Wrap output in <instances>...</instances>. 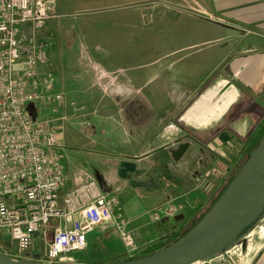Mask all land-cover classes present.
I'll return each mask as SVG.
<instances>
[{"label": "crops", "instance_id": "obj_1", "mask_svg": "<svg viewBox=\"0 0 264 264\" xmlns=\"http://www.w3.org/2000/svg\"><path fill=\"white\" fill-rule=\"evenodd\" d=\"M164 1L182 7L179 0ZM192 2L200 9L202 17L198 19L192 15L195 21L207 22L206 17L211 18L215 21L212 24L215 32H219L222 39L231 38L233 42L221 62L237 49L245 55L232 57L216 75L207 73L193 80L191 72L189 78L186 72L180 73L178 76L183 80L177 94L181 95L180 99L172 100L174 95L166 87L139 100L137 79L109 76L95 58L88 61L87 76L79 78L77 83L56 79L57 88L65 93L66 103L82 104L89 113V116L71 119L66 125L65 148L61 151L68 177L66 189L89 179L95 180L103 193L119 200V211L129 221V229L138 242V236L149 231L145 218L151 216L152 219L159 207L162 210L171 205L180 207L176 214L166 219L177 217L172 234L183 231L178 226L184 221L189 225L204 210L211 196L208 190L193 187V181L202 176L200 170L211 163L223 169L226 175L231 173L261 125L256 124L252 134L248 133L252 126L247 133L245 126L236 132L231 127L240 126L241 121L231 110L242 101L248 106L255 102L264 104V0H184L182 9L191 10ZM57 10H63L59 2ZM106 32L107 29L104 39ZM243 32L247 34L246 39L235 43V38ZM100 41L87 42L86 48H100L103 44ZM246 61L248 64L244 65ZM237 71H240L239 78L233 74ZM211 76L214 77L211 79ZM227 83H232L231 87L220 93ZM199 92L191 101V96ZM133 102L135 111L125 121L127 127L122 128L117 118H106L105 113H123L126 105L133 106ZM139 105H142L141 112ZM136 113L139 118L134 116ZM182 144H187L188 148L176 154ZM69 146H73L70 152L67 151ZM68 153H84L91 167L80 166L75 161L77 157ZM129 158L137 159L133 161L136 169L121 178L119 166ZM160 214L164 215L162 211ZM260 222L263 226L253 227L240 240L236 250H224L212 258H217L218 264H232L237 255L238 264H264V218ZM56 224L58 226V222ZM41 237L46 238V234H37L34 243ZM0 239L11 242L15 247L9 251L16 252V245L7 234L3 233Z\"/></svg>", "mask_w": 264, "mask_h": 264}, {"label": "built area", "instance_id": "obj_2", "mask_svg": "<svg viewBox=\"0 0 264 264\" xmlns=\"http://www.w3.org/2000/svg\"><path fill=\"white\" fill-rule=\"evenodd\" d=\"M56 13L57 0H0V238L5 233L16 245L15 253L0 252L26 259L36 235L46 234L56 220L53 239L39 262L70 264L67 255L85 250L95 228L113 230L123 244V260H132L138 255L136 240L119 200L103 193L93 179L66 189L61 154L66 125L86 107L67 104L56 80L42 71L49 61L45 40L33 38L27 50L19 43L22 26L35 35ZM30 106L41 115L34 116ZM225 176L212 168L197 181L212 195L214 182ZM179 208L159 207L152 220H159L161 211L173 216ZM217 262L208 258L194 264Z\"/></svg>", "mask_w": 264, "mask_h": 264}, {"label": "rangeland", "instance_id": "obj_3", "mask_svg": "<svg viewBox=\"0 0 264 264\" xmlns=\"http://www.w3.org/2000/svg\"><path fill=\"white\" fill-rule=\"evenodd\" d=\"M57 1L61 3L63 10H57L56 18L47 21L44 28L35 35L31 34L28 26H22L19 36L20 46L24 50L31 47L33 38H41L48 43L49 61L42 71L46 70V73L55 80L59 78L77 83L79 78L87 76V71L90 70L88 61L95 58L96 61L102 63L109 76L117 75L121 78L137 79L139 100L141 97L167 87V90H171L170 92L173 93L172 100L175 101L176 98H181L180 94L177 95L180 92V81H183L178 76L180 73L186 72L189 78V72H191L193 80L207 73L211 75L214 72L216 75L221 72L223 66L232 57L245 55L240 52V49H237L226 58L224 63L221 62L233 42L231 38L222 39V35L215 32L216 30L212 28L215 21L211 18L206 17L208 24L205 21L197 22L193 19L192 15L202 19L199 15L201 11L194 2L191 4V10H187L182 9L184 0H179L182 3L181 8L164 0ZM106 29V39H104V30ZM246 35L244 32L240 33L234 42L238 44L239 40L241 42L246 39ZM99 40H102L100 42L103 43L100 48H86L87 42ZM212 77L214 76H211V79ZM199 94L200 92L192 95L191 101L196 99ZM243 103L242 101L235 104L231 110V114L234 113L235 117L241 121L240 126L231 127V129L240 132L241 127L245 126L247 133L248 128L252 126L253 128L248 133H253L256 124L258 126L264 121V104L255 102L254 105L248 106ZM134 104L133 102L132 106L128 103L122 110L123 113H105L106 118L114 120L117 118L118 124L125 128L128 125L125 121L132 117L135 111ZM30 110L36 117L41 115L33 110L32 106H30ZM138 110L142 111V105H139ZM82 115L89 116V113L85 111ZM113 115L116 117L112 118ZM134 116L139 118V113ZM70 137L71 134H67L68 142ZM76 147L80 148L81 146ZM71 148L73 146H69L67 151L70 152ZM68 154L77 157L75 161L80 166L91 167L89 157L84 153ZM209 162L210 160L207 161V163ZM212 168L219 167L210 163L205 165L200 173L204 175ZM137 178L139 177L137 176ZM220 181L214 182L213 188H217ZM193 182L194 188H200L199 181L194 180ZM159 215L160 219L157 221L152 220L151 216L145 218L149 231L143 236H138L142 248L135 239L138 251L136 258L145 247L167 240L175 231V219H166V216ZM262 218H264V212L257 222L247 228L226 250H236L235 247L239 245L240 240H243L253 227L263 226V223L260 222ZM178 227L186 229L188 225L184 221ZM52 235V231L48 230L46 238L37 239L26 259L41 260L46 242L50 241ZM116 236L117 234L113 230L95 228L88 235L87 248L68 254L69 258L66 262L70 264H109L122 259L124 247ZM14 247L11 242L0 239V250H14ZM111 253L115 254L109 257ZM237 260L238 256L235 255L232 264H238Z\"/></svg>", "mask_w": 264, "mask_h": 264}, {"label": "water", "instance_id": "obj_4", "mask_svg": "<svg viewBox=\"0 0 264 264\" xmlns=\"http://www.w3.org/2000/svg\"><path fill=\"white\" fill-rule=\"evenodd\" d=\"M248 64V61L244 62ZM240 71L234 74L239 78ZM232 83L224 84V93ZM188 148L179 146L176 154ZM136 158H129L119 166V177L133 173ZM264 212V137L248 156L227 189L185 236L165 249L140 259L109 264H194L212 258L233 244ZM177 219V217H175ZM0 264H47L30 259H17L0 252Z\"/></svg>", "mask_w": 264, "mask_h": 264}, {"label": "trees", "instance_id": "obj_5", "mask_svg": "<svg viewBox=\"0 0 264 264\" xmlns=\"http://www.w3.org/2000/svg\"><path fill=\"white\" fill-rule=\"evenodd\" d=\"M263 137H264V121L257 128V130L254 134V137L251 139V142L246 146V149H245L244 153L242 154L241 158L239 159V161L237 162L234 170L231 173L227 174L223 179H221L218 187L215 189V191L210 196L209 202L206 205V207L204 208V210L201 211L196 216V218H194L191 221V223L188 225V227L186 229H184L181 232H177V233L172 234L167 240L155 243V244L145 248L136 259L151 256V255L159 252L160 250L167 248L168 246H170L171 244L176 242L178 239L185 236L189 231H191L201 221V219L205 216V214L212 208V206L217 202V200L221 197V195L227 189V187L229 186L231 181L234 179V177L236 176V174L238 173V171L240 170V168L242 167V165L244 164V162L248 158V156L256 148V146L262 140ZM56 222H57L56 220H52L49 223V225L47 226L48 227L47 230H51L53 235H54L55 229L57 228ZM53 235H52V238L50 239L49 242L52 241ZM30 260L37 261L36 259H30ZM116 262L124 263V262H128V261H116Z\"/></svg>", "mask_w": 264, "mask_h": 264}]
</instances>
